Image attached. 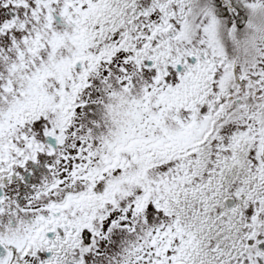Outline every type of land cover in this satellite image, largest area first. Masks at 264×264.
I'll return each mask as SVG.
<instances>
[{"label": "snow or ice", "instance_id": "6c2138e0", "mask_svg": "<svg viewBox=\"0 0 264 264\" xmlns=\"http://www.w3.org/2000/svg\"><path fill=\"white\" fill-rule=\"evenodd\" d=\"M0 264H264V0H0Z\"/></svg>", "mask_w": 264, "mask_h": 264}]
</instances>
